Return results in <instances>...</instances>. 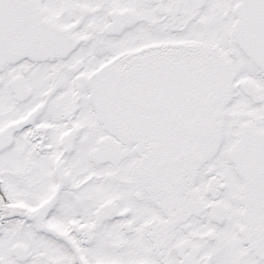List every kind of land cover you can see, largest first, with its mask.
I'll return each mask as SVG.
<instances>
[{"label": "flooded vegetation", "instance_id": "af4514ba", "mask_svg": "<svg viewBox=\"0 0 264 264\" xmlns=\"http://www.w3.org/2000/svg\"><path fill=\"white\" fill-rule=\"evenodd\" d=\"M114 1L120 3L0 0V52L8 48L0 55V72L15 61L16 51L9 53L15 38L26 42L33 35H58L64 39L61 49L56 54L51 49L40 60L56 63L55 72L61 75L75 76L79 90L91 85V77L106 72L102 81L108 85L100 94L108 93L114 76L112 58L85 75L87 65L75 63L74 55L81 50V39L107 33L112 13L130 10L139 17L138 24L113 39L145 21L152 29L162 26L175 32L177 21L207 28L203 9L224 0H125L108 8ZM211 18L230 28L228 47L218 46V41L193 44L210 48L196 57L187 55L192 46L186 50L190 62L182 67L189 73L182 78H177L168 51L159 56L160 48L172 42L126 52L138 54L124 64L139 72L149 66L143 70L134 58L153 56L154 83L136 94L146 112L164 113L155 124L147 119L142 129L126 131L123 140L104 131L78 174L66 156L82 130H67L62 152L43 161L50 167L33 164L35 172L46 168L42 175L33 176L26 164L10 179L0 168V264H264V61L237 31L239 17ZM33 47L24 43L20 52L32 53ZM96 61L92 57L93 64ZM198 65L200 73L195 70ZM32 91L20 103L31 100ZM77 101L79 93L73 105ZM246 131L262 141L255 156L250 153L257 167L249 170L236 168L245 151L233 150ZM106 138L116 141L118 147L111 145L109 151L115 149L117 155L93 162L91 152ZM38 144L52 151L48 144ZM132 158L137 184L123 171ZM231 181L238 184L237 191H230Z\"/></svg>", "mask_w": 264, "mask_h": 264}, {"label": "rangeland", "instance_id": "374dc122", "mask_svg": "<svg viewBox=\"0 0 264 264\" xmlns=\"http://www.w3.org/2000/svg\"><path fill=\"white\" fill-rule=\"evenodd\" d=\"M123 4H125V0H120L118 5ZM118 5L114 1L108 8ZM48 8L51 11L52 9L57 11L56 6L50 5ZM221 15H235L242 20L237 31L240 30L242 34L244 33L246 45L250 47L251 51L255 50L257 55H261L264 61V0H253L248 3L242 0H230V2L224 0L203 9V20L207 21V28L177 21L175 32H169L162 26L152 29L145 21L122 38L113 39L114 36L109 37L103 33L87 40L81 39V50L74 55V61L87 65L83 74H91L95 65L100 67L105 60L108 62L109 58L113 60L111 65L113 80L109 84V92L103 94L100 93L108 85L102 81L107 76L106 72H102L96 78L91 77V85L80 87L79 90V86L76 88L78 79L75 76H69L68 73L61 75V73L55 72L58 67L56 63L40 60V57L49 56L51 49L55 54L58 53V49H61V42L64 39L58 35L48 38L42 35H33L26 39V42L23 39L15 38L16 45L9 51V53L16 51L15 61L8 70L0 72V133L5 135L3 136L4 140L0 137L1 172L7 178L14 179L18 170H23L24 166L31 165L27 169L31 170L33 176L42 175L48 165L43 161L53 159L56 153L62 152L60 143L67 130H82L78 135V140L73 143L75 144L74 150H71L66 156L70 168L72 166L75 173L78 174L80 168L81 171L85 169L89 152L99 137L104 134V131L123 140L126 131L136 132V130L142 129L147 119L150 121V125L155 124L159 117H164V113L160 112L158 115L151 110L146 112L147 109L139 101L142 100V97L136 94L144 85L149 87L150 83H154V68L157 67L152 66L153 56L146 54L147 57L134 58V61L140 64V68L143 70L145 66H149L146 70L139 72V68L128 69L125 65V61L132 58L130 56L138 54H127L126 52L136 50L138 46L172 42V44L169 43L160 48L159 56L162 58L168 51L171 63L176 68L177 78H182L189 73L182 67V63L190 62L185 54L186 50L192 46L187 55L196 57L197 54H207L210 48L193 44L204 45L218 41V46L228 47L225 43L230 39V28L221 27L217 18H211ZM170 29L174 30L173 27ZM222 37L225 42H222ZM24 43L25 46H34L32 53L20 52ZM3 52L8 53V48L0 52V55ZM228 52L227 49L225 54ZM92 57L97 60L94 64ZM201 69V65L195 67L198 73ZM18 76H23L29 84L28 86L35 90L34 97L25 103H20L15 98L10 86L11 80ZM55 76L58 78L57 80L53 79ZM155 78H159V76ZM78 93L80 101H77L78 105L75 106L73 99ZM145 95L147 97L148 92H145ZM33 112H35V116L28 119ZM133 141L137 142L135 138ZM38 142L42 146L48 144L52 151L46 152L39 144L36 147ZM129 142L131 141L129 140ZM132 147V145L129 146V148ZM57 149L59 150L57 151ZM114 152L116 151L112 150L108 153L111 155ZM33 164H37L38 168L43 165L45 167L35 172L37 168ZM50 171L51 169H49ZM123 171L129 182L132 180L134 184H137L138 173L133 158L124 163ZM229 183L230 191L238 190L236 182Z\"/></svg>", "mask_w": 264, "mask_h": 264}, {"label": "water", "instance_id": "95a60500", "mask_svg": "<svg viewBox=\"0 0 264 264\" xmlns=\"http://www.w3.org/2000/svg\"><path fill=\"white\" fill-rule=\"evenodd\" d=\"M112 24L107 28V34L110 36H120L124 32L126 28H130L139 22V17L136 15L134 11L126 10L123 12H114L111 15ZM95 29V28H94ZM93 29V30H94ZM76 70H79L77 68ZM12 89L18 100L23 101L28 98L32 94V90L28 87L26 80L24 77H17L12 81ZM243 138L238 143V145L233 150L245 151L244 154L240 157L241 161L239 163L236 162V168L238 169H255V164H258V161L254 163L252 160V155L255 156V151L258 149L259 143H261L260 136L256 134H251L249 131L242 133ZM113 144V146L117 147L115 143H112L110 138L103 139L98 149L92 151L91 160L93 162H106L111 158L115 157V152L113 155H109V148ZM233 158L235 157L232 151Z\"/></svg>", "mask_w": 264, "mask_h": 264}]
</instances>
